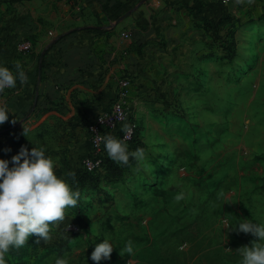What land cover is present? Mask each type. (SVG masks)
Masks as SVG:
<instances>
[{"label":"crops","instance_id":"0c3cea01","mask_svg":"<svg viewBox=\"0 0 264 264\" xmlns=\"http://www.w3.org/2000/svg\"><path fill=\"white\" fill-rule=\"evenodd\" d=\"M214 59H234L225 68L264 59V0H5L0 64L13 72L21 64L28 81L0 94L12 113L0 125V159L11 160L21 146L44 147L79 202L94 191L82 186L89 128L115 102L119 79L130 81L134 120L170 102L188 104L195 64Z\"/></svg>","mask_w":264,"mask_h":264},{"label":"rangeland","instance_id":"374dc122","mask_svg":"<svg viewBox=\"0 0 264 264\" xmlns=\"http://www.w3.org/2000/svg\"><path fill=\"white\" fill-rule=\"evenodd\" d=\"M214 61L195 64L188 104L170 102L134 118L136 139L127 144L144 148V161L130 158L121 179L89 176L98 190L66 209L47 243L30 236L5 264H55L57 257L96 264L91 253L103 239L114 248L100 264H239L237 250L258 238L234 225L264 222V59H241L245 67L237 59L231 68ZM89 149L96 151L92 143ZM101 151L108 159L104 145ZM73 223L79 231L67 237ZM128 240L132 256L121 251Z\"/></svg>","mask_w":264,"mask_h":264},{"label":"clouds","instance_id":"9594fccd","mask_svg":"<svg viewBox=\"0 0 264 264\" xmlns=\"http://www.w3.org/2000/svg\"><path fill=\"white\" fill-rule=\"evenodd\" d=\"M14 68L15 72L0 64V92L6 88H16L17 81L21 85L27 83L28 77L23 66L16 63ZM9 114L12 113L6 106H0V125L9 121ZM15 122L12 120L13 124ZM121 131L124 133L123 138L112 133L100 137L108 157L123 165H127L130 158L137 162L144 161V148L129 150L126 142L132 128L124 124ZM28 132L29 129L24 127L23 135L28 137ZM66 175L74 176V173ZM79 196V191L73 189L65 176L57 175L53 158L44 147L35 145L29 150L27 146H21L11 160L0 159V264H5V255L11 249L25 246L30 236L35 235L47 243L51 238L50 227L65 219L66 209L75 206ZM183 198L182 191L175 196L177 201ZM234 226L239 232L250 233L258 238L252 241L250 247L243 246L237 250L239 264H264V222L239 220ZM113 248L109 239H103L95 244L91 260L96 264L110 260ZM121 251L132 256L133 241L128 240ZM55 264H68V260L57 257Z\"/></svg>","mask_w":264,"mask_h":264},{"label":"built area","instance_id":"2783aa9c","mask_svg":"<svg viewBox=\"0 0 264 264\" xmlns=\"http://www.w3.org/2000/svg\"><path fill=\"white\" fill-rule=\"evenodd\" d=\"M220 3H229L233 0H217ZM123 37H129L128 33H123ZM23 48L30 50L28 44H25ZM130 87V81L127 78L119 79L118 90L119 93L115 102L112 103L110 110L105 113L101 119L98 120L96 125L89 128L92 136L90 141L92 146L95 148V153L89 154L81 160V165L84 169L85 175H96L102 171L103 163L107 160L104 153L101 151V146L103 145L100 137L104 135V132H119L124 124H128L132 128V132L129 134L127 143H133L136 139V124L134 120H131L130 112L126 106L127 91ZM7 90L4 89L1 93ZM124 133L121 132L120 136L123 138ZM79 231L78 225L75 223L66 226L64 232L67 237L73 235Z\"/></svg>","mask_w":264,"mask_h":264},{"label":"trees","instance_id":"16d2710c","mask_svg":"<svg viewBox=\"0 0 264 264\" xmlns=\"http://www.w3.org/2000/svg\"><path fill=\"white\" fill-rule=\"evenodd\" d=\"M5 2V0H0V7H1V5L3 4ZM97 30H99V29H97ZM227 51V54H229L230 55V57L232 58L233 57V54H234V47L233 46H231V48H229V49H226ZM225 60H227V62H232L234 59H225ZM130 165H131V162H129L127 165H123V164H117L116 162H112V160L110 159V158H108L106 161H105V163H103V169H102V171H104L106 174H107V176H110V177H112V178H114V179H121V178H123L125 175V172L126 171H129V169H130ZM90 175H86L85 177L86 178H84V179H82V186L83 187H88L89 188V190H98V187L97 186H95L93 183H92V181L93 180H90V181H87L86 179L89 177ZM55 224V223H54ZM13 254V253H12ZM13 255H16V256H18V251L15 249V254H13ZM22 256H23V253H22V255H21V257H20V259L22 260V263H23V258H22Z\"/></svg>","mask_w":264,"mask_h":264}]
</instances>
